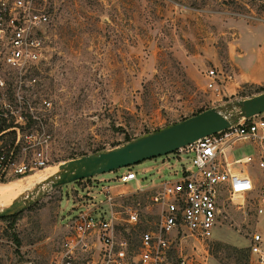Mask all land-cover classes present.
Here are the masks:
<instances>
[{
	"label": "rangeland",
	"instance_id": "obj_1",
	"mask_svg": "<svg viewBox=\"0 0 264 264\" xmlns=\"http://www.w3.org/2000/svg\"><path fill=\"white\" fill-rule=\"evenodd\" d=\"M53 11L43 87L53 102L47 166L15 179L22 186L15 197H0V208L32 192L63 161L113 149L201 109L264 91V81L243 77L264 66V0H54ZM209 68L221 72L219 90L208 86ZM231 114L239 117V109ZM228 153L252 154L254 145L237 140ZM176 154L131 169L145 185L161 175L170 178L189 162ZM234 168L248 171L257 186L262 183L264 172L254 163ZM128 169L49 189L22 212L0 218V264H53L73 230L74 209L92 196L97 202L113 196L104 207L112 206L119 218V240L137 242L140 232L122 225L126 212L138 210L143 222H153L158 206L152 190L117 179ZM34 174L43 177L27 183L25 177ZM102 185L111 186L110 192ZM223 211V225L207 241V256L195 239L181 241L187 264H203L198 252L208 264H248L250 234L264 230V217L239 196L227 199Z\"/></svg>",
	"mask_w": 264,
	"mask_h": 264
},
{
	"label": "built area",
	"instance_id": "obj_2",
	"mask_svg": "<svg viewBox=\"0 0 264 264\" xmlns=\"http://www.w3.org/2000/svg\"><path fill=\"white\" fill-rule=\"evenodd\" d=\"M53 2L0 0V184L47 166L53 102L43 87L49 78ZM220 75L216 68L206 70L210 88L220 89ZM237 140L251 142L254 153L231 160L228 149ZM176 155L189 162L170 178L161 175L145 185L131 167L118 173L121 183L135 180L136 189L152 190L158 206L153 222H143L138 210L126 212L122 225L140 232L137 242L119 240V218L112 206L104 207L113 196L107 195L106 202L92 196L74 209L73 230L53 264H187L188 256L179 251L181 241L195 239L207 256V241L224 223L227 199L242 197L256 216L264 217V176L257 186L248 171L234 169V164L254 163L264 172V115L241 117L228 129L181 147ZM101 187L110 192L111 186ZM249 240L248 264H264V230L255 229ZM197 254L208 264L206 256Z\"/></svg>",
	"mask_w": 264,
	"mask_h": 264
},
{
	"label": "water",
	"instance_id": "obj_3",
	"mask_svg": "<svg viewBox=\"0 0 264 264\" xmlns=\"http://www.w3.org/2000/svg\"><path fill=\"white\" fill-rule=\"evenodd\" d=\"M235 109H239V117L244 118L263 114L264 91L252 97L206 109L113 149L63 161L59 164V171L39 183L32 192L21 195L9 206L0 208V218L22 212L49 189L174 153L204 136L228 129L233 122L231 112Z\"/></svg>",
	"mask_w": 264,
	"mask_h": 264
},
{
	"label": "bare ground",
	"instance_id": "obj_4",
	"mask_svg": "<svg viewBox=\"0 0 264 264\" xmlns=\"http://www.w3.org/2000/svg\"><path fill=\"white\" fill-rule=\"evenodd\" d=\"M42 177H43L42 175L34 174V175H31V176L25 177V179H27V181H26L27 183H30V182H33V181H35V180H37L39 178H42ZM13 181H15V180H13ZM13 181H10V183L9 182H5V183H1L0 184V197L10 196V197L13 198V197H15L17 195L16 192H18L19 188L22 186L23 183H21V182H13Z\"/></svg>",
	"mask_w": 264,
	"mask_h": 264
},
{
	"label": "crops",
	"instance_id": "obj_5",
	"mask_svg": "<svg viewBox=\"0 0 264 264\" xmlns=\"http://www.w3.org/2000/svg\"><path fill=\"white\" fill-rule=\"evenodd\" d=\"M252 72V73H251ZM250 73H245L243 75L244 79L245 80H249L251 79V81H258V80H262L264 81V66H261L260 69H254L252 70ZM216 107L217 106H221V105H215ZM240 119V117H236V118H233V122H238ZM229 150V149H228ZM228 157H229V153H228ZM231 160L234 159V157H229ZM256 165V164H255ZM257 166V165H256ZM236 169V168H234Z\"/></svg>",
	"mask_w": 264,
	"mask_h": 264
},
{
	"label": "trees",
	"instance_id": "obj_6",
	"mask_svg": "<svg viewBox=\"0 0 264 264\" xmlns=\"http://www.w3.org/2000/svg\"><path fill=\"white\" fill-rule=\"evenodd\" d=\"M204 110H205V109H201V110L198 111V113H200V112H202V111H204ZM198 113H197V114H198ZM195 115H196V114H195ZM13 216H14V215H13ZM13 216L6 217V218H11V217H13ZM18 243H19V242H18Z\"/></svg>",
	"mask_w": 264,
	"mask_h": 264
}]
</instances>
